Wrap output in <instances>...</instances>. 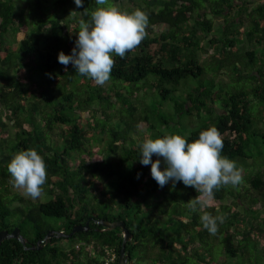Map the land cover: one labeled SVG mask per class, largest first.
Masks as SVG:
<instances>
[{
	"label": "trees",
	"instance_id": "obj_1",
	"mask_svg": "<svg viewBox=\"0 0 264 264\" xmlns=\"http://www.w3.org/2000/svg\"><path fill=\"white\" fill-rule=\"evenodd\" d=\"M82 5L77 7L74 0H0V231L18 228L24 238V244L1 242L0 264H104L107 249L116 254L109 264H119L122 230H107L101 220L122 221L131 234L126 264H264V160L253 158L264 156V0H142L137 9L148 15L146 37L124 58L112 54L109 80L142 85L147 80L170 103V109L165 104L156 115L161 130L148 125L155 131L151 139L169 133L193 142L214 126L224 144L221 155L246 162L237 164L247 168L240 184L213 189L207 212L224 217L215 235L203 228L199 208L192 212L185 204L199 195L194 188L179 181L161 188L151 177V164L140 163L146 137L143 132L130 137L134 125L149 123L148 115L136 114V101L130 100L140 89L109 92L73 65L58 62L59 52L71 54L80 19L90 22L98 7L96 0H82ZM214 20L221 21L218 37L213 35ZM161 24L163 30H152ZM242 42L252 49L241 51ZM201 55L207 59L201 61ZM215 61L221 86L234 73L233 80L248 81L251 88L226 93L214 89V79L188 85L186 80L200 79L204 66ZM45 74L48 83L41 82ZM61 77L64 87L76 86L75 94L54 89ZM111 96L124 110L117 126L112 118L99 124L93 116L83 117L84 111L97 113L93 104L102 114L112 110ZM54 127L59 128V143L49 141ZM102 141L96 158L93 148ZM28 149L45 161L44 202L12 190L7 165L14 153ZM110 155L118 159L112 162ZM228 197L232 206L223 202ZM86 223V232L44 240L49 231L68 234Z\"/></svg>",
	"mask_w": 264,
	"mask_h": 264
},
{
	"label": "clouds",
	"instance_id": "obj_2",
	"mask_svg": "<svg viewBox=\"0 0 264 264\" xmlns=\"http://www.w3.org/2000/svg\"><path fill=\"white\" fill-rule=\"evenodd\" d=\"M77 7H83L82 0H74ZM97 7L91 13L90 22L80 19L75 47L70 55L58 53V62L73 65L81 76L102 86L110 79L114 66L112 54L124 58L127 52L136 49L147 35L148 15L135 9L131 13L121 11L110 0H96ZM75 12V11H73ZM224 147L221 134L216 127H209L199 133L193 142L165 133L162 138L145 139L140 145V163L151 164V177L161 188L172 181L190 186L199 193L186 204L192 212H202L200 221L204 229L215 235L218 222L223 216H213L205 211L214 201L213 189L221 185H238L242 182V168L234 161L221 155ZM163 158L152 161V156ZM14 187L25 196L36 199L42 194L46 182L45 161L35 149L21 150L12 155L7 165Z\"/></svg>",
	"mask_w": 264,
	"mask_h": 264
},
{
	"label": "rangeland",
	"instance_id": "obj_3",
	"mask_svg": "<svg viewBox=\"0 0 264 264\" xmlns=\"http://www.w3.org/2000/svg\"><path fill=\"white\" fill-rule=\"evenodd\" d=\"M133 1H134V4L130 3L129 0H110V2L114 3L116 6H118L121 11H127V12L128 11H134L135 9H137V7L139 5H142V0H133ZM220 26H221V21L220 20H214L213 21V27H215V31H217L213 35L216 36V37L221 35V32L218 30L220 28ZM164 28L165 27H164L163 24L154 25L152 27V30L155 31V32H158V31L163 30ZM71 32H73L72 27H71ZM74 35H75V37H77V35H78L77 32ZM12 40H13L12 36H9L8 37V42L10 43V45L12 46V49L14 50L15 49V45L11 44ZM238 46H243L244 49H241V51H244V50L247 51L249 49H252V46L249 45V43L246 44L245 42L239 43ZM74 47H75V44L72 45V48H74ZM207 47H209V46H207ZM255 51L257 52L258 48H256ZM0 56H3V55L0 54ZM200 59H201V61H204L205 59H207L206 55H201ZM69 65H71V64H69ZM219 68H220L219 62L215 61V62H213L211 64H208L207 66H204V73L205 74H204L203 77H201L200 79H191L190 78V79L186 80V82L190 86H195L200 81L202 83L205 82V84H208L211 80L214 79L215 80L214 89H219L221 87V88H223L224 92H226V93H231V92H234V91L240 90V89L247 90V89L251 88L252 85L248 81L236 82L235 80H233V79H236V77L233 76L234 73L230 74L231 81L228 84H226V86H221L219 84V82H218V79H217L218 76H220ZM225 68H226V66H224L223 70H225ZM222 71H221V73H222ZM223 77H224V80L228 82V78L226 77V75L223 76ZM146 81H145L144 85H142V82H139L137 84H128V83H124L122 81L109 80L108 82H106L103 85L104 89L107 87V90L109 92L117 90L119 92L120 91L123 92V94L132 92V91L135 90V88H139L140 89V91L136 92V94H135V96L136 95L137 96L135 98H134V96H132V98L130 100L137 102V103L134 102V104H136V108H137L136 114H139V116H141V117H143L144 115H148L149 123L147 124V123H144V122H139L137 125H134L133 129L131 130V133H130V137H132L133 139L136 138V136H134V135H136L137 133H140V132H143L144 137H146V139L150 138V133H155V131L159 132L161 129H160V127H158V119H157L156 115L159 114L160 107H163L165 104H167L169 109L171 108L170 107V103L164 102L158 96V94L156 92L151 90L150 85L148 84V82L146 83ZM41 82H43V83H45V82L48 83L49 82L47 74H45L42 77ZM63 83H66V79L62 78V77L58 78L57 82L53 84L54 85V89L58 90V88H59L63 92V90L61 89V88L64 87ZM65 86L66 87H64V88H66V90H67L66 92H69V89H70L75 94V92L77 91L76 86H74L73 84H66ZM181 92H182V88L179 90V93H181ZM103 94L106 95V91L103 92ZM110 101L113 103V107H114L112 110H107L104 114H102L101 113V111H102L101 107L96 106V104H93L90 107L93 110L97 111V113L91 114L89 112V114H88L87 111H84V113H83L84 116L83 117L91 118L93 116L94 120L98 121L99 124H101L102 122L105 123V121H106L105 119H111L112 118V120H111L112 124L117 126L118 125V124H116L118 122V118L117 117L120 115V113H124V110L121 108V105L119 104V102H117V99H115L113 96H111ZM166 109L167 108L164 107V108H162V111H166ZM105 110L106 109H103V111H105ZM190 123H191V121H190ZM148 125H155V127H156L155 131H150ZM192 125H193V121H192ZM11 131H13V130L11 129ZM58 133H59V128L58 127H54L52 132L49 133V141L50 142H54V143H59L61 140L58 137ZM7 136H5V138ZM104 138H105V136H104ZM107 140H108V138H105V142ZM103 146H104V141H102L101 143H97L95 145V147L93 148V150L95 151V157L96 158H100V154L96 153V151H97L96 149H98V151H101L103 149L102 148ZM105 155H104V157H105ZM253 158H254V160L258 159V161H260V163H262V161L264 160V156L262 157V159H260L256 155H254ZM108 159H111V161L113 162V161H116L118 158H117V155H110V156H108ZM159 159L161 160V163H162L163 158L159 157ZM230 160L234 161L236 163V165L238 164L239 166L246 165V162H244L243 159H240V158H235V159H230ZM76 161H77L76 156H73V161L72 162L76 163ZM249 164L251 165V164H253V162H250ZM246 172H247V168L245 166V167H243V173H246ZM108 188L111 189L110 187H108ZM12 190L18 192L23 197L28 198V199H30L32 201L44 202V201H46L48 199V196L46 194L47 191L44 190V189L42 191L41 196L39 198H36V199L30 198L28 196H25L22 190L14 187V186H13ZM97 197H99V195H97ZM232 201H233L232 198L228 197V198L224 199L223 202L225 204H227V205L231 204V206H232L233 205ZM204 210L208 211V207L206 209H204ZM261 214L264 216V209H263ZM55 223L60 224L61 222L60 221H56ZM89 248L90 247H88L87 249H89ZM219 248H217V249H219ZM77 250H78V248H75V251H77ZM73 254L78 255V253H73ZM227 260L229 261V259H227ZM234 261L235 260H231V263L234 262ZM234 263H236V262H234Z\"/></svg>",
	"mask_w": 264,
	"mask_h": 264
},
{
	"label": "water",
	"instance_id": "obj_4",
	"mask_svg": "<svg viewBox=\"0 0 264 264\" xmlns=\"http://www.w3.org/2000/svg\"><path fill=\"white\" fill-rule=\"evenodd\" d=\"M103 228L107 229V230H112L115 228H120L122 230V236H123V240L121 243V249L119 251L118 254V262L119 264H126L127 263V255L125 254V246L126 243L128 241L131 240V234L128 232V230L125 228V225L122 221H114V222H108V221H99L98 222ZM89 227H88V223L85 224V226H74L71 230L70 233L65 234L62 231H49L45 237L44 240L50 239L52 237H56V238H60V237H64V238H70L72 237L74 234L78 233V232H82V231H88ZM7 239H14L17 240L18 242H20L21 244H24V238L22 235H20L19 229L18 228H14L12 230V232H8L5 230L0 231V244L2 241L7 240ZM42 242V241H41ZM40 242V243H41ZM33 249V248H31ZM37 250H40V247L37 248Z\"/></svg>",
	"mask_w": 264,
	"mask_h": 264
},
{
	"label": "built area",
	"instance_id": "obj_5",
	"mask_svg": "<svg viewBox=\"0 0 264 264\" xmlns=\"http://www.w3.org/2000/svg\"><path fill=\"white\" fill-rule=\"evenodd\" d=\"M75 248H78V246H75ZM116 259V254L114 253L113 250H105V262L104 264H109L111 262H114V260Z\"/></svg>",
	"mask_w": 264,
	"mask_h": 264
}]
</instances>
